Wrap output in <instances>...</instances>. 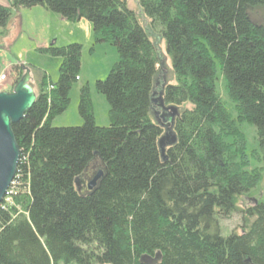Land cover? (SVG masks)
Segmentation results:
<instances>
[{
    "label": "trees",
    "instance_id": "obj_1",
    "mask_svg": "<svg viewBox=\"0 0 264 264\" xmlns=\"http://www.w3.org/2000/svg\"><path fill=\"white\" fill-rule=\"evenodd\" d=\"M138 6L164 43L175 83L161 78L155 87L163 68L157 44L124 0L0 4L2 38L11 10L42 7L64 21H87L93 45L110 44L118 55L106 79L95 83L109 125H96L84 86L81 125L55 128L51 122L69 106L82 46L40 49L61 63L57 81L47 85L42 76L35 104L12 125L20 155L0 203V264H264V201L237 207L262 168L246 169L253 156L236 136L237 124H250L254 157L264 162V27L248 16L264 0H138ZM216 65L235 119L216 93ZM9 70L3 92L28 68ZM153 90L177 109L172 122L155 121ZM165 126L175 142L163 161L157 142ZM87 170L101 176L80 194L75 184ZM234 213L239 231L221 236L219 222Z\"/></svg>",
    "mask_w": 264,
    "mask_h": 264
},
{
    "label": "rangeland",
    "instance_id": "obj_2",
    "mask_svg": "<svg viewBox=\"0 0 264 264\" xmlns=\"http://www.w3.org/2000/svg\"><path fill=\"white\" fill-rule=\"evenodd\" d=\"M132 10L138 23L143 27L151 40L157 44L162 63V73L158 80V88L165 79L166 83H175L170 73V63L166 57L164 43L159 35L150 29L149 21L142 15L138 0H124ZM3 6H9V0H0ZM42 7L18 10L21 20V28L17 30L9 29L6 37H0V74L11 76L10 70L13 65H21L28 68L30 72V86L34 92L38 91V81L42 76L46 78V84L55 83L58 79V70L61 59L49 56L40 51L44 47L54 45L57 48L64 47L71 43H79L82 46L80 69L76 83L69 93V106L67 110L53 119L52 127H78L82 121L78 115L79 91L86 86L89 93L91 110L98 127L109 125L107 113L108 104L104 96L95 90L96 81H104L118 61L116 49L107 43L93 45L92 28L85 20L71 23L60 19L59 16L48 11L43 13ZM248 16L252 24L264 27V8L255 7L248 10ZM16 17V11L11 10V19ZM59 18L63 24L56 21ZM2 38V39H1ZM45 74V75H43ZM10 78V77H9ZM13 81V80H11ZM7 76H6V83ZM3 86L5 88L6 86ZM157 88V89H158ZM215 90L226 113L233 119L237 117L235 103L230 100L226 93L225 81L216 65ZM237 126V137L244 138L247 155L252 157L247 170L261 169L260 178L255 188L246 196L239 199L238 209H245L256 201H264V162L259 155L254 157V151L258 152L257 136L255 129L246 122H240ZM79 189V186H78ZM220 235L226 237L231 231H239L240 215L234 213L229 219L219 222Z\"/></svg>",
    "mask_w": 264,
    "mask_h": 264
},
{
    "label": "water",
    "instance_id": "obj_3",
    "mask_svg": "<svg viewBox=\"0 0 264 264\" xmlns=\"http://www.w3.org/2000/svg\"><path fill=\"white\" fill-rule=\"evenodd\" d=\"M30 72L25 70L21 80L14 86L11 92H0V203L7 194L13 183L19 162V148L12 132V125L24 119L26 113L32 108L36 101V95L30 86ZM158 84L155 83V87ZM161 90H153L151 96V112L164 123L172 122L177 116V109L166 107L161 99ZM155 109L157 112H155ZM165 134L158 140L157 146L160 156L164 161V150L174 144L175 139L171 137L166 126ZM101 174L98 173L92 182L88 184L87 190L92 191ZM76 187L78 184H75ZM78 189V188H77ZM78 193L82 194L79 189ZM256 203V202H254Z\"/></svg>",
    "mask_w": 264,
    "mask_h": 264
},
{
    "label": "flooded vegetation",
    "instance_id": "obj_4",
    "mask_svg": "<svg viewBox=\"0 0 264 264\" xmlns=\"http://www.w3.org/2000/svg\"><path fill=\"white\" fill-rule=\"evenodd\" d=\"M93 174L94 173L91 170L85 171L83 177L80 179L79 184H78L79 191L81 193H85L88 191L86 186L90 184L92 180L94 179L95 176Z\"/></svg>",
    "mask_w": 264,
    "mask_h": 264
},
{
    "label": "crops",
    "instance_id": "obj_5",
    "mask_svg": "<svg viewBox=\"0 0 264 264\" xmlns=\"http://www.w3.org/2000/svg\"><path fill=\"white\" fill-rule=\"evenodd\" d=\"M42 11H44L43 13H46V10L45 9L42 10ZM17 14H18V10L16 11V17L14 19H12V21L9 22V25H8V33L10 32L9 29L17 30L18 28H21V24L22 23H21L20 17ZM55 19H56V21H59V23H61V24L64 23V22H62V20H59V18H55Z\"/></svg>",
    "mask_w": 264,
    "mask_h": 264
},
{
    "label": "built area",
    "instance_id": "obj_6",
    "mask_svg": "<svg viewBox=\"0 0 264 264\" xmlns=\"http://www.w3.org/2000/svg\"><path fill=\"white\" fill-rule=\"evenodd\" d=\"M5 81H6V75H5V74H0V92L2 91L3 86L5 85ZM11 186H13V183H12ZM9 190H10V188H9ZM9 190H8V192H7L6 195H8V194L10 193ZM6 195H5V196H6Z\"/></svg>",
    "mask_w": 264,
    "mask_h": 264
}]
</instances>
